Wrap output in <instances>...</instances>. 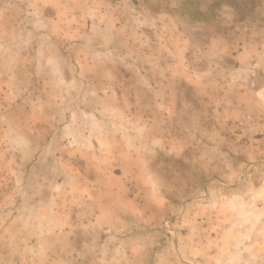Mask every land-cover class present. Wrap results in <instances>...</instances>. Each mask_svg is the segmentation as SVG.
Here are the masks:
<instances>
[{
	"label": "rangeland",
	"instance_id": "374dc122",
	"mask_svg": "<svg viewBox=\"0 0 264 264\" xmlns=\"http://www.w3.org/2000/svg\"><path fill=\"white\" fill-rule=\"evenodd\" d=\"M95 1L0 0V264L222 261L219 249L234 235L226 239L216 209L209 217L198 205L187 210L185 201L208 187L217 190V182L208 183L213 177L235 184L244 173L247 180L264 183V0H191L194 8L202 5L203 19L197 20L203 22L180 19L179 0H133L143 15L160 14L187 37L188 47L182 45L179 56L199 77L196 82L202 81L197 86L180 83V93L171 98L162 90L167 96L162 101L179 103L161 108L162 132L168 134L158 149L149 144L150 130L131 131L136 126L126 114H157L140 102L157 101L159 95L134 84L123 86L125 60L120 53L110 55L112 48L124 45L122 39L112 42L119 39L112 37L108 43L103 35L92 48L101 29L84 21ZM251 40L261 47L244 45ZM201 84L209 86L204 95ZM185 101L190 106L181 104ZM158 125L157 120L160 130ZM175 127L180 132L174 134L185 136L176 141L180 154L166 149L175 141L169 136ZM122 132L127 146L145 153L139 158L133 152L139 163L147 159L150 182L143 187L110 178L113 166L134 161L115 151L123 145ZM111 147L114 153L108 154ZM253 161L259 166L252 175L245 167ZM121 172L124 177L127 170ZM153 175L167 207L149 220L135 212L144 195L153 194ZM102 189L117 196L118 207L107 224L98 211L104 212ZM90 196L92 203L99 197L95 208ZM131 199L136 209L129 207ZM92 217L97 226L86 229Z\"/></svg>",
	"mask_w": 264,
	"mask_h": 264
},
{
	"label": "crops",
	"instance_id": "0c3cea01",
	"mask_svg": "<svg viewBox=\"0 0 264 264\" xmlns=\"http://www.w3.org/2000/svg\"><path fill=\"white\" fill-rule=\"evenodd\" d=\"M95 2L96 3L94 9L90 13V19L84 21L90 26L94 25V27H96L97 29H101L100 33L97 32L100 37L99 39L93 36L92 42L94 46L92 48L95 47L96 43L102 41L103 35L105 36V38H108V43L111 41L112 37L119 38L118 40H112V42H118L122 39L124 41V45L112 48L110 51V55L115 54V56L117 57L118 53H120L123 56L122 58L125 60L126 70H124V72H121V77L124 78L123 86L134 84L141 90L152 89L159 95V100L157 101L152 102L143 100L140 102L141 105L147 106L150 110L153 107L154 109H157V114H147L144 112L141 115L137 116L131 115L128 108L127 111L129 112L126 114L127 118L135 123L136 128H140H134V130L131 131H138V133L136 134H139V131L144 129L146 130V133L149 134L150 130L151 133L149 134V141H151L152 143L149 144L154 145V148L158 149L162 145L161 140L167 141L166 139L168 134V132H162L163 128H161V126H163V123H165V121L162 120L161 108L163 105L174 106L175 104L179 103L173 101H162L161 99L166 96L162 92V90H167V92H169L168 97L171 98V95L173 93L174 97L176 94L180 93V88H178V85L180 83L184 82V84H190V86H197L202 83L201 80H199V84L198 82H196L199 77L191 73V69L187 63L186 58L183 57L182 60L178 53V49H180L182 45L185 44V48L188 47L189 41H186L188 40L185 39L187 37H185V35L180 32V30L170 27L172 26V23L170 25V23L163 22L164 20L162 21L160 14L157 16L143 15L139 10V6L137 7L135 5L136 2L134 3L133 0H115L114 4L113 2H111V0H96ZM175 19L173 20V26H176L177 24ZM180 19L184 18L180 17ZM78 22L79 25H83L82 19H79ZM183 23L184 22L182 21V24ZM170 31H173V33L175 34L172 35ZM175 31H177V33ZM263 36L264 34L262 35V39L264 41ZM251 42H253V44ZM251 42L245 43L244 45H248V47L250 48H256V45H258V47H261V44H259L258 41L251 40ZM245 48L246 46H241L242 51H245ZM256 55L257 58L260 57L258 54ZM94 57L95 56H93V58ZM106 58H109V56H107ZM257 58H250L252 60L250 62H254V60H256ZM97 59L95 60L96 62ZM134 62H136L137 66L134 64ZM236 63L238 64L237 61ZM189 81H191V83H189ZM206 86L207 85L205 84L201 86L203 88H201V92L203 93V95L208 91L207 87L209 86ZM219 101H223L222 98ZM181 104L188 107L190 106V101H185ZM192 111L193 110H191V112ZM195 114L198 115L197 112H195ZM107 119L109 121L108 116ZM157 120L159 122L158 126L160 130L155 128ZM151 122L153 124H151ZM146 125L150 126V128H146ZM152 125L154 126L153 128L151 127ZM175 129L176 130L169 129V136L172 137L175 141H171L172 143L169 141L170 143H167L168 147H166V149L168 148L169 152H177V154H180V152L182 151L178 149L176 141L178 140V137L185 136L174 134L176 131L180 132L176 127ZM172 131L173 134L171 133ZM118 135L123 138V141L121 143L123 145H119L115 150L119 153V155H123L124 158H127L128 154L133 157V152L137 153V157L139 158L140 155H145L143 151H135L134 147L126 145L125 137L127 134L122 132L118 133ZM112 137H114V133L111 135V138ZM198 137L199 136H197L196 138ZM113 151L114 149L111 147L110 150H107V153L112 154L114 153ZM260 152H264V150ZM139 158H136L135 160L133 157L132 159L134 161L125 163L124 167L121 164L117 168L113 166L114 169L112 170L111 168V171L113 172L111 173L109 171L111 173L110 178L114 182L119 181L124 182V184L131 185L139 183L141 187L145 186L150 182L146 173L147 159L145 160L143 158L142 164L141 162L139 163V161H141ZM249 165V168L245 167L246 172L253 175L258 171V161H253ZM105 170L108 171L109 167L105 166ZM121 170H127V173L124 172V177L122 176L123 172H121ZM153 176L154 183L151 182V185L153 187V194L150 193L151 195L149 197H145L144 195V203L138 204V206H136L137 204L133 202V199H131L132 202L127 201L128 204L131 203V206H129L130 208L135 206L137 207V209L131 208L136 209L137 212H139L138 215L137 212L132 211L137 214V217H146L149 220L153 219L154 216L158 218L156 214L159 213L160 215H162L165 212V208L167 207V198L163 193L164 189L162 188V190L159 187H156L159 183V179L156 178L155 175ZM210 181H212L211 185H214L215 182H217V190L210 189L208 187V190H205L202 195L188 198V200L185 201V207L187 208V210H190L191 208L195 209V206L198 205L200 208H198L197 210H201V212H203V215H207L209 217L211 215V211L213 209H216V213H214V215L217 216V219L220 222L225 223L223 229L225 230V233L229 235L226 239L229 240L230 237L234 235V240L230 241L231 243L229 245L227 244V242H224L223 248L219 249L224 254L223 256L225 259H223L222 261H217V263L215 261V264H264V226H262V224H264V183H262L261 180H247L244 173H241V175L237 178V181H235V184H228L227 180L217 177H213L208 181V183ZM94 184H96L97 186L99 185L96 182H94ZM167 185L172 186L173 181L169 180ZM226 185L229 186V190H226ZM101 192L102 194L104 193V196L100 197L102 198L101 206L103 207L104 212L98 210L97 208L96 209L100 211L99 217L105 219V222L107 224L108 222L112 221V217L109 215L111 210L118 207L117 205L115 206V204L117 203V200H115V198L117 196H114L113 191L111 192V190L109 189H102ZM106 192H109V194L106 195ZM91 198L92 197L90 196V206L93 205V207L95 208L98 204L99 197L94 196L93 203ZM183 207L184 206H182V208ZM127 208L128 207H126V209ZM91 219L92 220L89 225V221L87 220V224L85 227L86 229H92L94 226H97V217H92ZM256 219L257 221L255 222ZM236 220L237 222L232 225V222ZM245 223L250 225L245 226ZM81 224L84 225V223H80L79 225ZM105 226L106 229H108V225ZM79 228L83 227L79 226ZM112 231L115 232V230ZM236 235L239 236L240 239L237 238ZM257 235H259V238L254 241V237ZM242 238H244V240H242ZM204 253L203 257L205 258L206 256ZM226 254L230 255L227 257ZM186 263L209 264V262H205L203 258L202 261L196 259L194 260V262L186 261Z\"/></svg>",
	"mask_w": 264,
	"mask_h": 264
},
{
	"label": "trees",
	"instance_id": "16d2710c",
	"mask_svg": "<svg viewBox=\"0 0 264 264\" xmlns=\"http://www.w3.org/2000/svg\"><path fill=\"white\" fill-rule=\"evenodd\" d=\"M197 5L192 3L191 0H179V5L177 7V12L180 17L188 20V21H196V22H203L197 19H203L204 10L202 9V5H199L198 8H194ZM194 11V15H191ZM197 14V15H196Z\"/></svg>",
	"mask_w": 264,
	"mask_h": 264
}]
</instances>
